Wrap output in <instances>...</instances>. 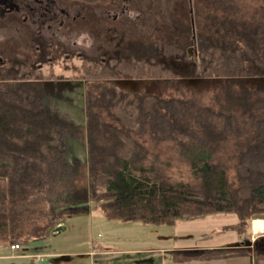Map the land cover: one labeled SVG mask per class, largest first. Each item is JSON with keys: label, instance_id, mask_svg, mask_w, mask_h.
<instances>
[{"label": "trees", "instance_id": "16d2710c", "mask_svg": "<svg viewBox=\"0 0 264 264\" xmlns=\"http://www.w3.org/2000/svg\"><path fill=\"white\" fill-rule=\"evenodd\" d=\"M249 2L247 10L238 0H188L186 43L153 40L134 56L84 60L77 75L83 83L132 79L167 86L213 79L223 83L214 93L216 111L105 89L86 92L82 128L59 110V96L35 66H1L0 248L42 240L64 225L78 169L68 161V144L85 139L88 201L107 219L173 226L233 213L238 223L227 229L241 237L239 248L175 252V261L250 255L256 264L264 261L263 248L245 233L253 219H264V0ZM144 136L171 147L181 164L151 155L140 142Z\"/></svg>", "mask_w": 264, "mask_h": 264}, {"label": "rangeland", "instance_id": "374dc122", "mask_svg": "<svg viewBox=\"0 0 264 264\" xmlns=\"http://www.w3.org/2000/svg\"><path fill=\"white\" fill-rule=\"evenodd\" d=\"M238 1L240 6L247 10L253 3L249 0ZM128 5V28L122 35L123 38L127 37L128 49L122 45L116 48L112 46L96 47L97 45L91 38L93 33L74 32L75 28L82 24L76 23L77 21L72 23L70 30L62 34L58 33V37H51L54 45L63 44L66 51L69 52L68 58L55 55L50 63L39 62L42 66L40 76L45 78V85L59 96L56 101L59 110L84 128L86 92L99 95L98 93L105 89L113 91L121 88L128 92L144 91L165 99L174 97L189 100L197 106L210 107L216 111L218 107L215 105L213 97L223 83L219 84L213 79L211 81L201 78L186 79L173 82L171 86L155 81H134L132 79L114 82L88 80L84 83L78 80L77 75L81 68L86 66V62L76 58V52L83 53L84 57L90 60L99 59V57L110 55L112 52L113 56H134L144 50L143 45L151 43L153 40L184 44L189 39L188 0H150L147 9L137 2L134 3V0H128ZM90 12L92 13V11ZM93 22L94 18L91 15L90 25ZM12 24L8 19L0 22V57L7 61L23 60L30 65L33 60V51L40 41L34 42L31 37L34 35L32 31H15L10 28ZM49 36L45 37L49 38ZM97 37L100 39L98 41L103 38L102 36L100 38L99 35ZM118 39H120L119 34L115 40L118 41ZM191 52L192 50H190V55ZM254 84L252 81L245 82L247 86ZM101 114L105 115L103 112ZM102 117L103 120L108 121L107 118ZM140 142L151 155L158 157L159 160L170 161L173 166L181 164L176 161L175 151L168 145L156 143L147 136H144ZM68 145L67 158L72 165L78 168L77 178L75 188L68 197L69 205L65 211L67 217L64 220V230L56 236L55 240L66 239L69 245L76 243L73 242L76 239L96 240L91 241V246L94 249L90 248L88 251L92 254L83 257L62 256L56 259L53 264H171V260L177 255L172 250L183 244L202 247L240 244L241 237L237 231L227 229V227L230 228L238 223L236 215L233 213H214L206 215L204 218L179 220L175 222L177 226L151 225L141 222L127 223L107 219L98 204L88 201L85 176L86 140H70ZM250 224L251 222L245 233L247 235L249 233L252 237ZM99 235L100 238H98ZM97 241L101 242L100 246H96ZM39 242L41 243V240L21 246L25 248ZM158 248H170L171 251L161 254L157 250ZM205 262L207 261L205 260ZM10 263L32 264L33 260H11ZM42 264L52 263L46 260Z\"/></svg>", "mask_w": 264, "mask_h": 264}, {"label": "flooded vegetation", "instance_id": "af4514ba", "mask_svg": "<svg viewBox=\"0 0 264 264\" xmlns=\"http://www.w3.org/2000/svg\"><path fill=\"white\" fill-rule=\"evenodd\" d=\"M135 2L136 0H134ZM128 9V0H0V22L8 19L10 23H13L10 28L15 31L29 30L33 32L32 39L34 42L40 41V43L33 51L32 63L29 65L19 59L14 61L35 66L41 72L42 66L39 62L50 63L55 55L63 58L69 57L65 45H54L51 37L70 30L72 23L76 21V23L82 24L75 28L74 32L93 33L91 38L97 45L96 47L112 46L116 48L122 45L128 49L127 37L123 38L122 36L128 28ZM88 13H91L94 18L91 25V15ZM118 34L120 39L116 41L115 38L118 37ZM46 35H50L49 38L45 37ZM98 35L103 37L101 41H98L100 40ZM75 54L76 58L81 61H91L84 57L83 53L76 52ZM115 57L117 55L113 56L112 52V54L104 55L96 60L104 62L108 58ZM7 62L9 61L0 57V67Z\"/></svg>", "mask_w": 264, "mask_h": 264}, {"label": "crops", "instance_id": "0c3cea01", "mask_svg": "<svg viewBox=\"0 0 264 264\" xmlns=\"http://www.w3.org/2000/svg\"><path fill=\"white\" fill-rule=\"evenodd\" d=\"M63 226V225H61ZM177 226V225H175ZM251 243L256 242L260 237H264V219L252 220L251 224ZM59 232L55 229L50 235L46 238L41 240V243H36L33 245H28V247L23 248L21 245V249L17 252L11 251L9 247L7 248H0V264H11V260H33L35 256H43V262L46 260L51 262L52 264L55 263V260L61 258L62 256H87L89 253V249L92 247V239L80 240L76 239L71 245H69L68 241L65 239L62 240H55L56 236L59 235ZM240 244H234L231 246H223L221 244L214 245V246H192L188 244H183L174 248L175 252H182V251H202V250H210V249H228V248H239ZM104 246V245H103ZM261 248L264 249V244H259ZM249 249L252 250V246H249ZM161 254H166L167 252L171 251L170 248H158L157 249ZM173 252V253H175ZM253 256L247 257H240V258H228V259H217V260H210V261H201V260H192L190 262H178L175 257L171 260V264H256ZM263 260L257 262V264H263ZM163 263V262H162ZM16 264V263H15ZM33 264V263H32Z\"/></svg>", "mask_w": 264, "mask_h": 264}, {"label": "built area", "instance_id": "2783aa9c", "mask_svg": "<svg viewBox=\"0 0 264 264\" xmlns=\"http://www.w3.org/2000/svg\"><path fill=\"white\" fill-rule=\"evenodd\" d=\"M98 238H100V235L98 236ZM100 245H101V242L97 241L96 246H100ZM9 249L11 251L17 252L21 249V246L14 244V245H10ZM33 259H34L33 264H42V262H43V256H35V257H33Z\"/></svg>", "mask_w": 264, "mask_h": 264}, {"label": "water", "instance_id": "95a60500", "mask_svg": "<svg viewBox=\"0 0 264 264\" xmlns=\"http://www.w3.org/2000/svg\"><path fill=\"white\" fill-rule=\"evenodd\" d=\"M57 232H59L60 230H64V227L59 225L57 228H56ZM254 243V242H253ZM251 243V244H253ZM258 243L257 245H259L260 243L261 244H264V237H260L256 242L255 244ZM251 246V245H250ZM264 250V249H263Z\"/></svg>", "mask_w": 264, "mask_h": 264}]
</instances>
